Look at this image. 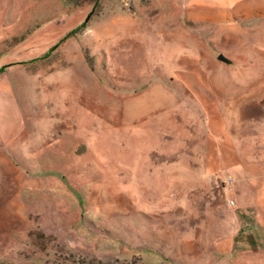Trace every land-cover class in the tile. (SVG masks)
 Listing matches in <instances>:
<instances>
[{
  "label": "rangeland",
  "instance_id": "374dc122",
  "mask_svg": "<svg viewBox=\"0 0 264 264\" xmlns=\"http://www.w3.org/2000/svg\"><path fill=\"white\" fill-rule=\"evenodd\" d=\"M263 153L264 0H0V264H264Z\"/></svg>",
  "mask_w": 264,
  "mask_h": 264
},
{
  "label": "trees",
  "instance_id": "16d2710c",
  "mask_svg": "<svg viewBox=\"0 0 264 264\" xmlns=\"http://www.w3.org/2000/svg\"><path fill=\"white\" fill-rule=\"evenodd\" d=\"M233 140H234V138L232 139V140H229V142H230V145H232V144H234L235 142H233ZM239 145H244V144H239ZM247 145V144H246ZM244 148H243V146H242V148H241V151H244L243 150ZM244 154H242V155H240L241 156V158H243V159H249V158H252V157H255V156H257V155H252V154H250V153H248V152H246V151H244L243 152ZM262 156L264 157V153L262 154ZM262 156H261V158H262ZM83 263H85V262H83ZM89 264H91V263H89Z\"/></svg>",
  "mask_w": 264,
  "mask_h": 264
},
{
  "label": "built area",
  "instance_id": "2783aa9c",
  "mask_svg": "<svg viewBox=\"0 0 264 264\" xmlns=\"http://www.w3.org/2000/svg\"><path fill=\"white\" fill-rule=\"evenodd\" d=\"M225 183H226L227 185H230V184H229V180H225Z\"/></svg>",
  "mask_w": 264,
  "mask_h": 264
}]
</instances>
